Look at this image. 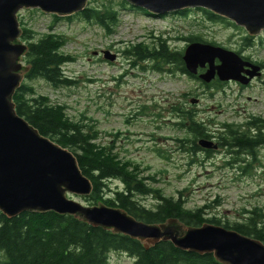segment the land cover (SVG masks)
Listing matches in <instances>:
<instances>
[{
  "label": "rangeland",
  "instance_id": "rangeland-1",
  "mask_svg": "<svg viewBox=\"0 0 264 264\" xmlns=\"http://www.w3.org/2000/svg\"><path fill=\"white\" fill-rule=\"evenodd\" d=\"M120 1L89 0L86 6L113 5L118 24L110 36L79 17L56 20L39 10L20 11L19 28L35 32V39L50 32L65 39L61 51L74 61L62 71L75 81L70 88H54L41 79H24L23 83L33 87L37 95L48 97L53 105L64 106L71 120L97 134L96 144L111 148L119 160L138 166L142 178H153L148 181L151 188L174 199L182 193L186 209L209 206L205 218L222 224L243 222L245 211L264 213V171L244 178L227 166L229 158L223 150L209 155L192 153V137L176 126L179 114L174 111L181 107L196 112V119L216 134L222 132L224 124L242 123L247 114H264V70L245 89L233 82L208 87L173 64L160 65V71H154L152 62L132 66L134 59L122 53L137 44L157 47L158 39L165 40L170 50L182 53L193 36L200 43L239 52L264 67V32L247 44L249 36L243 28L227 20H209L199 9L188 10L185 16H149L129 5L121 7ZM103 52L115 55V61L104 60ZM191 100L198 102L191 104ZM108 187L113 192L123 189L118 181L109 182ZM67 197L86 205L81 197ZM136 200L147 208L156 205L151 196H137ZM108 264H134V259L111 253Z\"/></svg>",
  "mask_w": 264,
  "mask_h": 264
},
{
  "label": "trees",
  "instance_id": "trees-1",
  "mask_svg": "<svg viewBox=\"0 0 264 264\" xmlns=\"http://www.w3.org/2000/svg\"><path fill=\"white\" fill-rule=\"evenodd\" d=\"M120 6L124 7L127 4L120 1ZM200 11H203L209 20L226 23V20L210 12ZM187 12L188 10L182 11L177 15L185 16ZM73 16L94 23L108 36L114 33L118 24V13L112 4L101 8L86 7L81 13ZM35 34L29 29H22L21 40L28 47L23 61L29 66L24 79L26 81L41 79L54 88L74 86L75 81L65 76L62 71L63 66L74 61L73 57L61 51L65 39L52 32L35 39ZM188 41L201 42L198 37L193 36ZM245 41L248 44V39ZM165 43L163 41L151 49L144 44H137L128 47L122 53L125 57L134 59L132 66L152 62L154 64L152 70L160 71L158 69L160 65L179 64L178 67L182 66L180 69L182 73L187 74L181 53L170 50ZM12 102L16 114L41 136L69 150L75 156L82 175L89 180L92 187L88 197H81L86 206L101 203L107 207L118 208L146 224H160L169 219H177L189 227L212 224L264 243V213L261 210L248 212L249 217L238 223L222 224L217 219H206L209 206L188 210L185 208L186 200L182 193L174 199L166 197L160 189L151 188L148 181H154L153 178H142L138 166L130 161L119 160L111 148L96 144L95 132L90 133L80 122L71 120L64 106L53 105L48 97L37 95L33 87L22 83L15 91ZM174 111L179 114V123L176 126L192 137L190 151L192 153L204 151L199 147L198 141L201 139L210 141L211 134L206 125L196 119L194 111L181 107L175 108ZM226 127L224 124L220 129L222 132L218 134V139L223 142L224 147L227 138ZM239 144L242 148L253 145L248 141ZM208 151L210 150L205 152L207 155L211 153ZM114 181L123 185L121 191L109 190L108 183ZM137 196H151L156 205L147 208L136 200ZM111 253L127 254L134 259V264H220L212 255L199 256L180 251L170 242H160L146 250L136 240L93 228L73 216L53 212L22 213L18 217L7 219L0 213V264H108Z\"/></svg>",
  "mask_w": 264,
  "mask_h": 264
},
{
  "label": "water",
  "instance_id": "water-1",
  "mask_svg": "<svg viewBox=\"0 0 264 264\" xmlns=\"http://www.w3.org/2000/svg\"><path fill=\"white\" fill-rule=\"evenodd\" d=\"M89 0H0V213L7 219L22 213H47L78 218L93 228L138 241L148 250L160 242L199 256L212 255L220 264H264V243L221 226L189 227L177 219L146 224L125 211L103 204L86 206L68 195L88 197L91 183L84 177L75 156L41 136L15 112L12 97L29 66L23 64L28 47L21 41L17 16L25 9L68 18L86 9ZM147 15L167 16L201 9L243 28L248 36L264 32V0H122ZM116 56L103 52V59ZM215 60L218 64L215 65ZM187 74L204 84L217 79L246 86L260 76V68L237 53L219 46L193 42L182 55ZM207 69L197 76L199 68ZM196 104L197 100H191ZM205 150L216 149L199 140Z\"/></svg>",
  "mask_w": 264,
  "mask_h": 264
},
{
  "label": "flooded vegetation",
  "instance_id": "flooded-vegetation-1",
  "mask_svg": "<svg viewBox=\"0 0 264 264\" xmlns=\"http://www.w3.org/2000/svg\"><path fill=\"white\" fill-rule=\"evenodd\" d=\"M150 16V15H149ZM254 38V37H250ZM166 42L165 40L158 39V42ZM166 44V43H165ZM190 44V43H189ZM167 45V44H166ZM184 52V51H183ZM183 52L181 53V56L183 55ZM239 55V52H237ZM240 56V55H239ZM242 57V56H241ZM243 58V57H242ZM244 61L250 62L254 65L259 66L260 68V76H262L264 67L263 65L259 63H253L249 59L243 58ZM183 62V61H182ZM218 64V61L215 60V65ZM175 69L182 71L181 67H178L177 65L173 64ZM184 67V63H183ZM185 68V67H184ZM207 69V66L205 68H199L197 70V76L205 72ZM183 74V73H182ZM187 75V74H184ZM190 77V75H187ZM259 76V77H260ZM257 77V78H259ZM191 78H196V76H191ZM251 80L248 85L243 86L239 83L233 82V84L238 85L241 89H245L246 87L250 86L251 83L255 80ZM224 84V83H230V82H220L217 79L212 81L210 84H205L208 87L213 84ZM198 102V101H197ZM226 127V146H223V142L218 139V134H215L211 131L210 132V141L213 142V144L216 146V149H210V151L213 153L214 152H220V151H225L227 157L229 158L227 162V166L231 168L234 171H238L241 177L247 178V177H252L253 172L258 173L259 170L264 171V114L258 113V114H247L244 118V121L242 123H228L225 124ZM242 141H248L252 143L251 147H246L242 148L240 147V142ZM204 153L206 150L204 149ZM210 153V154H211ZM258 169V170H257ZM264 174V172H263ZM257 209H253V211H248L249 213L256 211ZM248 212H244V216L247 218L249 217ZM246 218V219H247Z\"/></svg>",
  "mask_w": 264,
  "mask_h": 264
},
{
  "label": "bare ground",
  "instance_id": "bare-ground-1",
  "mask_svg": "<svg viewBox=\"0 0 264 264\" xmlns=\"http://www.w3.org/2000/svg\"><path fill=\"white\" fill-rule=\"evenodd\" d=\"M134 9V8H133ZM137 10H140V9H137ZM199 10H201V9H199ZM141 11V10H140ZM184 11H187V10H184ZM180 13V12H179Z\"/></svg>",
  "mask_w": 264,
  "mask_h": 264
}]
</instances>
